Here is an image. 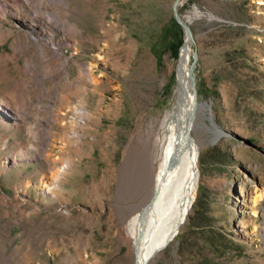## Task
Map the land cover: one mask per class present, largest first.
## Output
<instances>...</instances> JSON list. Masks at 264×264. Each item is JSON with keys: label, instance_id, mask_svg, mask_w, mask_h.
Wrapping results in <instances>:
<instances>
[{"label": "rangeland", "instance_id": "obj_1", "mask_svg": "<svg viewBox=\"0 0 264 264\" xmlns=\"http://www.w3.org/2000/svg\"><path fill=\"white\" fill-rule=\"evenodd\" d=\"M172 3L56 0L42 34L63 55L37 66L43 83L28 66L39 53L18 43L24 29L11 15L3 23L0 264H136L126 231L144 203L136 147L170 105L186 46ZM178 13L208 109L194 132V202L149 264H264V0H183Z\"/></svg>", "mask_w": 264, "mask_h": 264}, {"label": "bare ground", "instance_id": "obj_2", "mask_svg": "<svg viewBox=\"0 0 264 264\" xmlns=\"http://www.w3.org/2000/svg\"><path fill=\"white\" fill-rule=\"evenodd\" d=\"M55 1L0 0V39L12 31L3 29L2 25L9 15L13 16L25 31H19L21 49L32 47L36 54L39 53V60L34 58L28 65L38 79L39 64H48L53 57L63 55L57 48H52L53 37L42 34L55 24L52 20ZM24 9L31 12L25 13ZM191 55V45L186 42L177 67V81L170 105L152 120L136 147L138 162L143 166L145 177L138 195L144 199V203L135 210L126 228L136 249V264H149L164 244L167 245L177 235L195 199L200 176V147L194 132L201 125V115L206 106L199 103L197 98L195 76L190 73ZM94 68L91 66L88 79L91 85L97 87L100 82ZM39 82L43 83V80L40 78ZM28 101L22 108L27 117L31 113ZM76 110V120L86 115L85 108L80 106ZM19 115L15 114L13 120L19 121L22 118ZM204 126L210 128L205 123ZM62 171L60 168L54 174V181L60 179ZM263 197L264 193L260 199Z\"/></svg>", "mask_w": 264, "mask_h": 264}, {"label": "water", "instance_id": "obj_3", "mask_svg": "<svg viewBox=\"0 0 264 264\" xmlns=\"http://www.w3.org/2000/svg\"><path fill=\"white\" fill-rule=\"evenodd\" d=\"M183 0H173V3H172V6H171V11H172V16L173 18L175 19V21L180 25V27L182 28L183 30V34H184V41H183V44H182V47L185 45L186 42H189L190 45L191 44H194V40H193V37H192V32L190 30V27L188 25V22L190 20H184L180 14L178 13V6L179 4L182 2ZM181 47V48H182ZM181 51V49H180ZM180 51L178 52V56H177V62H176V67H177V63H178V60L180 58ZM195 63H196V55L193 53L192 54V63H191V74H193V71H194V68H195ZM176 67H175V71H176ZM175 81H176V73H175ZM175 83V82H174ZM197 94V92H196ZM197 98H198V95H197ZM203 103V102H201ZM206 108L208 109V106L207 104L203 103ZM211 120V118H209ZM190 207V205H189ZM183 222V221H182ZM166 245V243L164 244V246L162 248H164Z\"/></svg>", "mask_w": 264, "mask_h": 264}, {"label": "trees", "instance_id": "obj_4", "mask_svg": "<svg viewBox=\"0 0 264 264\" xmlns=\"http://www.w3.org/2000/svg\"><path fill=\"white\" fill-rule=\"evenodd\" d=\"M173 20L175 21V19L173 18ZM176 22V21H175ZM182 42H180L177 46H175L173 48V55H174V58H176L178 56V49L179 47L181 46Z\"/></svg>", "mask_w": 264, "mask_h": 264}]
</instances>
